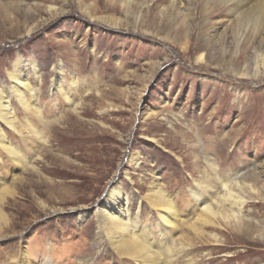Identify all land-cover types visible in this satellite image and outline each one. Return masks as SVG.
<instances>
[{"label":"rangeland","instance_id":"1","mask_svg":"<svg viewBox=\"0 0 264 264\" xmlns=\"http://www.w3.org/2000/svg\"><path fill=\"white\" fill-rule=\"evenodd\" d=\"M257 54L264 55V0L242 14L232 0H0V80L9 87L8 71L21 56L31 103L44 111L37 119L11 98L19 117L31 119L26 139L1 122L27 161L17 165L0 149V189L24 178L4 206L11 224L0 236V263L23 251L31 264H137L96 244L94 209L120 183L131 216L147 226L137 234L161 247V264H264V65L256 70ZM74 74L85 79L77 88L67 85ZM136 153L138 169L128 163ZM152 172L183 223H163L152 209ZM220 177L243 183L244 218L219 215L205 234L195 233L188 224L200 211L197 182L206 184V203L229 210L216 201L224 193Z\"/></svg>","mask_w":264,"mask_h":264},{"label":"bare ground","instance_id":"2","mask_svg":"<svg viewBox=\"0 0 264 264\" xmlns=\"http://www.w3.org/2000/svg\"><path fill=\"white\" fill-rule=\"evenodd\" d=\"M232 1L235 4L236 10L240 11L242 14L244 12V7L247 8V6H249L253 0ZM30 30H32V28ZM256 48L261 49L260 46H256ZM92 50L96 51L95 48ZM261 55L262 54H257L256 56L258 58L255 60L257 71H259L261 64L264 65V55ZM204 58L205 53L201 51L198 55V60L202 61ZM28 62V64L31 66L29 69H33L36 75L39 74L38 72L40 68L36 62L33 60H29ZM26 64L27 63L25 60L22 59L21 56H18L14 62L13 69L8 71V78L10 81L8 88L3 86L0 80V149L1 151H5L11 157V159L15 160V164L17 165H22V162L27 161L26 154L23 152L21 153V146L18 147L12 144L13 141L12 137L9 135V130L4 129L1 122L8 126L12 131L18 133L22 138L26 139L22 133L26 129V127L23 125L29 123L31 119L25 116L24 120H22L19 117V115L16 113V108L13 105L11 98L14 97V99L20 105H22L27 110L32 111L33 117L39 119L44 116V111L42 110L41 106L38 103H31V98L35 94H33V87H30V77L28 76L27 68L25 67ZM59 64L60 66L57 73H62L61 75H63V72L65 71L64 66L61 63ZM84 80V78L81 80L76 78L74 74L70 81L71 83L67 85L77 88L80 81L82 82ZM57 86L58 90L64 94L67 101L72 104V110L78 112L80 103L75 102L74 98H72L71 94H69L66 83L59 82ZM47 137L48 135L45 139L46 142L48 141ZM130 162L135 165L136 169L140 168L142 166L141 154H132L128 160V163ZM207 163L209 168H211L210 170L213 169L215 174L218 175L216 171L218 166L217 163L209 160H207ZM2 180L3 179L0 178V183ZM219 180L221 184H223L222 186L224 188V193L223 195L221 194L222 196L219 195L220 198L216 199V201L219 204V207L221 204L225 205L224 203L227 202L230 206L229 210H215L210 203H206V196L203 194L202 189L206 184L197 182V186L200 191L194 196L200 205V211L194 218L195 221L192 220L193 222L191 221L188 224L195 233L203 234L205 232V226L213 223V220L219 215L223 216L224 219L232 218L239 221L244 218V209L246 207L247 201L241 195L243 183L241 184L236 180L234 184L230 185L231 183L229 184V181L224 182V179H221V177ZM23 182V176H17L13 180L11 186H3L0 189V236H3L5 226H9L11 224V222H9L11 217H9V215L6 213L4 206H6V204L9 203L11 199H15V197L20 194L18 191V186L19 183L23 184ZM124 195V192L120 190V183H117L116 186H111L104 199L101 200L100 204L97 205L98 207L94 209L98 221V231L95 235L96 244L101 247L104 242H106L108 246L115 250L120 257L124 259H135L137 264H161L160 262L163 260L161 256V247L155 246V242L147 236H140L137 234V228L145 231L147 226L142 225L139 216H131V211L128 207L129 200ZM147 199L150 202V205L153 207L152 209L157 211L159 220L163 223H172L173 226L175 221L180 220L182 223L185 221L182 219V214L177 208L174 200L160 184V178L153 172L152 180L150 181V188L148 189ZM215 238L216 241L220 240L217 237ZM30 257V255L25 254L23 251L20 254H15L13 252L10 253V255H6L0 264H11L15 261H19L24 264H31L32 259ZM6 260L9 261L5 263Z\"/></svg>","mask_w":264,"mask_h":264}]
</instances>
